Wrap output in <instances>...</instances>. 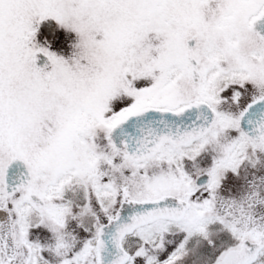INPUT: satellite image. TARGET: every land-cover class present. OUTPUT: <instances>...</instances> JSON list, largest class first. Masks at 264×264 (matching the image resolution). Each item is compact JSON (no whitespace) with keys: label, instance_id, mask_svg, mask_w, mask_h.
Returning a JSON list of instances; mask_svg holds the SVG:
<instances>
[{"label":"snow or ice","instance_id":"snow-or-ice-1","mask_svg":"<svg viewBox=\"0 0 264 264\" xmlns=\"http://www.w3.org/2000/svg\"><path fill=\"white\" fill-rule=\"evenodd\" d=\"M0 264H264V0H0Z\"/></svg>","mask_w":264,"mask_h":264}]
</instances>
